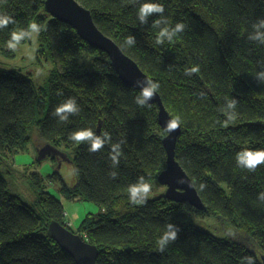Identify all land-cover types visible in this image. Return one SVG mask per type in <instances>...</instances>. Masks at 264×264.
<instances>
[{"label":"trees","instance_id":"trees-1","mask_svg":"<svg viewBox=\"0 0 264 264\" xmlns=\"http://www.w3.org/2000/svg\"><path fill=\"white\" fill-rule=\"evenodd\" d=\"M46 1L0 0V15L12 20L0 28V51L11 55L7 42L12 32L27 29L36 19L40 41L57 65L40 92L29 75L0 69V152L24 151L37 128L50 150L63 146L74 151V186L57 173L50 179L61 182L69 199L105 207L106 213L89 214L75 233L57 197L40 187L35 209L8 191L0 172V264H76L48 236L53 221L96 246L97 264H249V257L252 264H262L264 201L258 196L264 192V164L249 171L237 164L236 156L264 150V79L256 76L264 71V44L249 39L253 24L264 18V0H77L97 27L159 84L167 111L173 119L179 117L176 160L204 210L165 196L140 205L130 202V185L143 176L152 186L167 168V134L159 126L158 106H139V92L121 81L109 57L49 15ZM145 2L164 7L167 26L182 22L185 29L172 42L157 44L159 29L152 22L160 14L144 25L138 20ZM130 35L136 38L132 46L125 44ZM85 54L93 56L94 71L81 63ZM194 66L199 71L186 75ZM68 98L75 99L79 111L61 122L53 112ZM228 99L237 101V116L225 127L222 109ZM82 129L98 136L107 132L111 140L90 152L87 142L69 139ZM117 143L121 155L114 165L111 151ZM207 217L219 218L232 235L218 238L193 221ZM168 223L181 231L161 252L157 240Z\"/></svg>","mask_w":264,"mask_h":264},{"label":"rangeland","instance_id":"rangeland-1","mask_svg":"<svg viewBox=\"0 0 264 264\" xmlns=\"http://www.w3.org/2000/svg\"><path fill=\"white\" fill-rule=\"evenodd\" d=\"M31 23L37 24V20H32ZM93 62V56L90 54H85L81 60L91 71H94ZM56 67V58L48 45L40 41L39 36L35 43L32 40L20 43L11 55L0 51V69L29 75L39 92L46 88L47 80ZM52 149L50 150L48 143L40 136L39 130L34 128L24 151H14L7 155L0 152V172L8 184V191L35 209L38 194L41 192L40 187L57 197L64 206L68 225L73 232L78 233L89 214L106 213V208L81 199H69L62 193L61 182L50 177L57 173L68 187L74 186L75 173L71 165L74 151L63 146L57 150ZM34 175L40 179L39 184L35 182L37 179ZM166 191L167 188L155 180L148 199L164 197ZM193 221L198 227L206 229L218 238L232 235L230 228L225 227L217 217L195 218Z\"/></svg>","mask_w":264,"mask_h":264},{"label":"water","instance_id":"water-1","mask_svg":"<svg viewBox=\"0 0 264 264\" xmlns=\"http://www.w3.org/2000/svg\"><path fill=\"white\" fill-rule=\"evenodd\" d=\"M45 8L47 13L54 19L73 28L91 48L105 53L121 81L126 86L140 92L136 81L138 79H149L148 75L132 58L123 52L112 38L106 36L97 27L88 9L83 7L77 0H47ZM147 104L158 106L159 126L167 134L163 139L167 155V168L158 177L159 184L167 188L165 198L174 203H188L197 210H204L205 206L191 178L176 160V147L182 134L181 124L174 131L168 130L167 124L173 118L157 91L154 97L147 101ZM181 178L185 180L184 184L177 182ZM189 184L192 187H189ZM48 236L63 251L68 253L76 264H97L100 254L98 248L85 242L80 235L73 233L60 223L53 221L49 224ZM261 262L264 264V256H261Z\"/></svg>","mask_w":264,"mask_h":264},{"label":"clouds","instance_id":"clouds-1","mask_svg":"<svg viewBox=\"0 0 264 264\" xmlns=\"http://www.w3.org/2000/svg\"><path fill=\"white\" fill-rule=\"evenodd\" d=\"M134 2H138V0H134ZM164 7L157 3L152 2H145L141 3L138 8V20L140 24L144 25L148 23V18L154 14H160L161 18L156 19L152 22V27L159 29L157 36H156V43L162 44L165 40L172 42L174 37L177 34L181 33L186 25L182 22H177L174 27H169L167 19L163 18ZM10 22H12L10 17L0 15V28L6 27ZM254 31L249 35V39L252 41H257L261 44H264V18L258 20L256 23L253 24ZM41 28L36 23H31L28 25L27 29H21L19 31H13L11 34V39L7 42V47L15 51L22 40L29 39L35 43L36 38L39 36ZM136 43V38L133 35H130L125 38V44L128 46H132ZM199 71L198 66H194L190 69L185 70V74L189 75L192 73H196ZM258 77L264 79V71L257 73ZM136 85L139 87L140 92L139 95L136 97V103L141 106H149L147 101L151 100L157 89L159 88V84L157 82L152 81L151 79H138L136 81ZM237 101L235 99H228L226 108L222 109L224 114L226 115L227 119L224 121V126L227 127L228 123L234 121L236 119V108ZM79 111L78 106L74 98H68L66 101L59 104L54 112L53 115L58 117L61 122L67 121L68 117L72 114H76ZM179 127V117L171 120L167 124V128L169 131H174ZM69 139L79 143L87 142L90 147V152H97L99 151L105 144L106 141H110V135L105 132L102 135H96L90 129H82L79 131H74L70 134ZM121 155L120 151V144H113L112 151H111V159L114 165L119 164V157ZM237 164L242 167L246 168L249 171H255L256 168L264 164V150L258 151H251V150H244L237 153L236 156ZM113 177H115V173H112ZM179 184H184L185 180L183 178L177 181ZM189 187H192L189 184ZM205 185H200V188L203 189ZM129 199L130 202L134 205L144 204L147 201L148 196L151 193V185L145 180L143 176L139 177L137 183L132 184L128 188ZM258 198L264 201V192H261ZM181 229L173 224L168 223L166 225V229L162 236H160L157 240V245L159 251L163 252L166 246L171 243L175 242L178 238V233ZM249 264H252V259L249 257L247 258Z\"/></svg>","mask_w":264,"mask_h":264}]
</instances>
